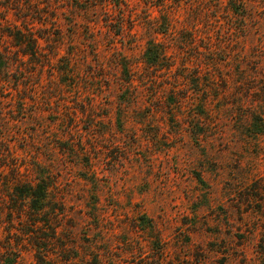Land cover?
Returning a JSON list of instances; mask_svg holds the SVG:
<instances>
[{"label": "rangeland", "instance_id": "1", "mask_svg": "<svg viewBox=\"0 0 264 264\" xmlns=\"http://www.w3.org/2000/svg\"><path fill=\"white\" fill-rule=\"evenodd\" d=\"M0 57V264H264V0H0Z\"/></svg>", "mask_w": 264, "mask_h": 264}, {"label": "trees", "instance_id": "2", "mask_svg": "<svg viewBox=\"0 0 264 264\" xmlns=\"http://www.w3.org/2000/svg\"><path fill=\"white\" fill-rule=\"evenodd\" d=\"M160 49L159 45L155 43H150L147 47V50L145 52L146 55V62L150 64H157L159 58H160ZM2 64V59L0 57V65Z\"/></svg>", "mask_w": 264, "mask_h": 264}]
</instances>
